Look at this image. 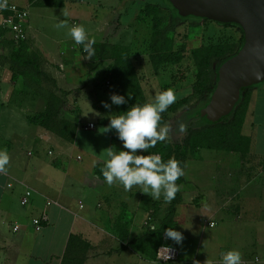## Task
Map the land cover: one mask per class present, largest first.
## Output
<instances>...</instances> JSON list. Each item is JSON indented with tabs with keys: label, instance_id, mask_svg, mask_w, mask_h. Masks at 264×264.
Wrapping results in <instances>:
<instances>
[{
	"label": "crops",
	"instance_id": "0c3cea01",
	"mask_svg": "<svg viewBox=\"0 0 264 264\" xmlns=\"http://www.w3.org/2000/svg\"><path fill=\"white\" fill-rule=\"evenodd\" d=\"M139 21L136 17L131 24L135 36L141 27ZM109 27V22L100 26L103 39L94 41L130 46L132 64L139 74L137 64L147 56H138L134 46L122 43L126 37L119 33V24L114 32ZM33 30L28 28L24 41L28 51L39 56L42 69L61 90H72L68 94L71 98L66 97L67 105H76V109L65 108L64 115L72 122L77 120L78 127L67 139L32 123L31 117L45 111L42 88L26 80L36 78L23 74L13 80L11 69L8 80L0 79V150H6L10 157L6 170L0 172V264H70L64 256L72 235L88 244L83 264H219L221 254L231 249L240 251L241 264H264V117H256L257 95L250 98L242 128L246 145L233 150H191L177 203L174 205V199L167 202L163 196L152 199L138 186L127 191L118 181L109 186L102 175L109 148L116 152L123 148L115 129L104 131L111 117L119 115L111 101L118 92L105 84L109 64L98 65L75 42L66 51L52 49L53 44L37 48L34 44H39V39ZM0 47L13 48L12 53L18 44ZM99 72L104 75L100 79L96 77ZM143 94L147 103L153 101L145 90ZM91 122L95 128L86 129ZM30 142L35 154L27 150ZM137 154L149 155L141 149ZM27 190L31 191L29 202L22 205ZM42 212H47L48 222L37 231L33 218ZM148 217L155 226L165 220L166 229L183 234L178 244L164 237L166 229L163 232L162 245L178 248L177 260L157 259L156 238L150 237L154 231L145 226ZM63 222L64 233L56 243L53 236ZM15 225L19 226L17 231ZM74 249L78 252L83 248Z\"/></svg>",
	"mask_w": 264,
	"mask_h": 264
},
{
	"label": "trees",
	"instance_id": "16d2710c",
	"mask_svg": "<svg viewBox=\"0 0 264 264\" xmlns=\"http://www.w3.org/2000/svg\"><path fill=\"white\" fill-rule=\"evenodd\" d=\"M10 1V0H9ZM30 2L32 0H29ZM38 1V0H36ZM169 1V0H168ZM12 2V1H10ZM33 2V1H32ZM31 2V3H32ZM65 0H43L41 3L50 7L62 6ZM169 9L176 17L181 20H189L193 25L198 24L200 21H211L207 19L197 18L193 16L183 17L170 3ZM162 8L164 6L158 3H146L140 12L144 14L145 18L152 17L153 32L151 34V45L149 60L155 68V72H158L161 68H167L169 65L171 70L173 67V73L170 76L171 82L169 87L178 88L180 84L187 81V70L183 68V58L185 57V47L178 48L174 42V38L169 31H173V24H169L167 27H162ZM191 18H196L197 20ZM198 22V23H197ZM219 23V22H217ZM224 26H239L235 23H220ZM20 44V45H19ZM18 44V48L11 53V69L13 71V80H16L18 75L33 76L38 80L42 78L49 80L52 83V89H42L40 93L45 99V111L44 113L35 115L30 118L32 123H36L44 126V128L50 132L56 133L62 137L66 136L67 139L71 137V134L78 127V121H70L68 117L64 115L65 108H67L68 101L66 99V93L61 90L56 80L50 77L43 69L40 58L37 54L28 51V47L25 42ZM244 44V37L241 40V44L221 43L209 46H201L197 49H192L190 52V59L193 61L195 72V82L193 83V89L204 96L210 97L216 89L218 81V69L228 59L238 53ZM17 46L12 43H5L0 46ZM81 51L83 46L81 45ZM94 54L90 57L93 61H97L100 65L103 62H109V65L105 69V77L108 78L110 83L106 86H115L113 91L118 95L125 97L126 103L116 105V110L119 115L130 109L134 105H143L147 103V98L143 94V89L139 82L138 73L132 64V54L130 46L113 44L109 41H95ZM217 63V69L214 64ZM111 84V85H110ZM123 84V87H120ZM119 86V87H118ZM255 86L248 87L251 89ZM245 89V88H243ZM60 92V94H58ZM109 92V91H107ZM251 95L246 92L243 96V100L238 102L234 109L226 114L219 116L218 112H210L207 108L209 103L202 107L201 112H198V118L202 120V124L198 126H189L187 128L186 135L179 141L173 143L169 139L163 142H158L155 147L146 151V154H160L162 159L167 162L169 159H176L180 162L181 166H185V161L191 150L198 148L209 149H239L243 145L247 144L246 138L242 135V128L245 122V116L248 110ZM185 98L181 96L175 103L169 106L166 111L176 112L181 102H185ZM207 105V106H206ZM206 106V107H205ZM165 118H161L160 123H164ZM183 178L180 177L176 184L180 185ZM181 193L178 191L173 203H177L180 199ZM174 205L169 211L168 218H172L174 214ZM167 222L161 221V224L155 226L157 231L151 232L150 237H155L157 246L155 249V256L157 257V250L162 245L163 232L167 228ZM158 227V228H157ZM135 244V241L131 243ZM86 245L88 244L82 240V238L72 235L70 237L66 255L64 256L65 263L70 261V264H83L86 260ZM83 248L82 250H75L74 248ZM81 251V253H80Z\"/></svg>",
	"mask_w": 264,
	"mask_h": 264
},
{
	"label": "rangeland",
	"instance_id": "374dc122",
	"mask_svg": "<svg viewBox=\"0 0 264 264\" xmlns=\"http://www.w3.org/2000/svg\"><path fill=\"white\" fill-rule=\"evenodd\" d=\"M10 1L18 5H28L26 7L29 10V24H31L32 28H34L33 33L39 39V44H34V46L37 48H42V46L45 45V49L53 44L52 49L55 48V50H68L69 46L74 44V41L70 36L67 35V32L69 28L74 25L83 24L87 33H91V39L100 40L103 39V34H101L99 30L100 26H104L106 22H109V28L113 29L114 32V27L118 28L119 24V33H122L126 37L122 43L134 46L137 50L138 56H141V54H145L147 56L144 58V60H141L140 58V61L138 62L137 66L139 74L137 76L141 86L143 87V90H145L148 96L153 98L152 102L155 100L154 97L157 96L155 93L158 92L159 95L161 91H165L169 88L176 92L177 99L183 96L186 100L185 102L180 103V106L176 112L165 111L161 114V118H165V122L160 123V126L171 128V131L169 132L166 139H169L173 143L182 139L183 133L189 126H198L197 123H199V125L202 124V120L197 116L198 112H201L202 107L207 101L208 105L213 95L212 94L210 97H208L198 93L196 90H192L193 83L195 82L196 67L192 66L194 63L191 61L189 55L190 53H188V51L190 52L192 49H197L201 46H209L221 43H231L238 45L241 44V40L244 37V31L240 26H224L223 24L212 20L205 22L200 21L199 23L197 22V25H193L189 20H181L180 18L176 17V15L169 9L170 4L168 0H65L67 3L65 2L66 4L64 6L59 7L43 5L41 3L43 0H32V3L29 0ZM146 3H158L164 6L160 15L163 19L162 27L165 28L169 24H173L174 30L169 31L168 33L173 36L177 48L181 46L180 48L185 47L186 49V55L183 58V68L187 70L188 80L178 85V88L168 86L171 82L170 76L173 73V69L175 70L174 67L171 70L169 65L165 69L161 68L158 72H155V70L151 68L148 55L150 53L149 51L151 50L149 46L151 45V34L154 30L153 22L151 20L152 17L145 18L144 14L140 12V9ZM137 13L140 14L137 15ZM136 17H138V20H140L139 22L141 23V27L138 35L135 36V31L131 28V24L136 19ZM193 19L197 20L196 18H191L190 20ZM58 23H66L67 27L57 28L56 25ZM85 23L87 26H85ZM31 26L29 25L28 28ZM103 32H107V30ZM110 40L115 41L112 37ZM12 50L13 48L0 47V79H3L4 81L8 80L12 74L10 67V52ZM108 64L109 63L106 62L105 66ZM217 66L218 64L215 63L214 67L216 69ZM102 76H104L103 72L96 74V77L99 79ZM26 80L29 84H34L33 81L36 82V87L38 86L42 89H52V83L48 82L49 80L44 78L41 80L35 79V81L34 78L32 79L27 77ZM122 85L123 84H120V87H123ZM112 87L114 88V86ZM246 88L242 89L241 97L238 102L243 100V96L246 92H249L252 97L254 95L256 97L257 95L259 98V116L256 117H264V82L256 85L255 88ZM189 89L190 93L185 94ZM70 92L68 91V93H66V97L71 98V96H68ZM254 106H256V102L253 104V107ZM66 107H73L76 109V105H67ZM181 123L185 125L184 132L179 131V125ZM27 150L31 151L33 154L36 152L35 147L31 142L27 147ZM47 154L45 153L46 156ZM47 157L50 159L49 155ZM80 197L83 196L81 195ZM23 210H25V208H23ZM38 213L39 210L34 211V214ZM27 217L30 219V216ZM64 229L65 222H63L58 227V232L53 236L55 237L56 243L60 241L59 239L62 237Z\"/></svg>",
	"mask_w": 264,
	"mask_h": 264
},
{
	"label": "clouds",
	"instance_id": "9594fccd",
	"mask_svg": "<svg viewBox=\"0 0 264 264\" xmlns=\"http://www.w3.org/2000/svg\"><path fill=\"white\" fill-rule=\"evenodd\" d=\"M4 7H7V0H0V8ZM56 27L65 28L67 24L58 23ZM67 35L77 45H82L83 51L89 57L94 54L95 41L89 38L83 24L70 27ZM188 93L190 89L185 94ZM176 99V92L169 88L156 96L154 102L134 105L124 114L111 117L110 124L104 128V131L115 129L118 139L123 142V148L118 152L109 148L106 153L102 175L109 186L118 181L126 191L138 186L152 199L159 200L161 196L167 202L175 199L176 193L181 190V186L177 185L176 181L185 175L184 167L176 159L165 162L160 154H137V150H148L155 147L158 142L166 140L171 128L160 126L161 114L175 103ZM111 101L115 105L126 103L125 97L118 94H113ZM104 107L107 108L109 105L104 103ZM95 114L99 115L97 112ZM179 131H185L183 123L179 125ZM9 160L8 152L0 150V172L6 170ZM151 230L157 231L155 227ZM164 234L166 238L178 244L183 240V234L174 228L166 229ZM170 252L171 249L168 247V254L158 259L168 261L171 258ZM241 260L240 251L231 249L221 254L219 264H241Z\"/></svg>",
	"mask_w": 264,
	"mask_h": 264
},
{
	"label": "water",
	"instance_id": "95a60500",
	"mask_svg": "<svg viewBox=\"0 0 264 264\" xmlns=\"http://www.w3.org/2000/svg\"><path fill=\"white\" fill-rule=\"evenodd\" d=\"M183 17L235 23L244 31V44L218 69V81L208 110L230 113L243 88L264 82V0H169Z\"/></svg>",
	"mask_w": 264,
	"mask_h": 264
},
{
	"label": "built area",
	"instance_id": "2783aa9c",
	"mask_svg": "<svg viewBox=\"0 0 264 264\" xmlns=\"http://www.w3.org/2000/svg\"><path fill=\"white\" fill-rule=\"evenodd\" d=\"M28 26H29V10L25 6L18 5L16 3L7 0V7L0 8V45L5 43L19 44L26 41L28 38ZM110 82L107 81V84ZM95 123H88L86 129H94ZM31 191L27 190L25 195L21 199L22 205H27L29 202V197ZM52 201L49 200L48 204ZM48 222L47 212H42V214L33 219V225L37 231H39L44 224ZM213 225V223H211ZM145 226L148 228L155 227L153 219L148 217L145 222ZM19 229L18 225L14 226V230ZM165 237V236H164ZM168 247L171 249L170 259L168 261H163V259H158L159 257L166 256L168 254ZM179 257V249L169 245H160L157 250V259L163 262L175 261Z\"/></svg>",
	"mask_w": 264,
	"mask_h": 264
}]
</instances>
